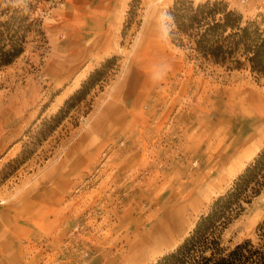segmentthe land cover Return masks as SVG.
Here are the masks:
<instances>
[{
    "label": "rangeland",
    "instance_id": "rangeland-1",
    "mask_svg": "<svg viewBox=\"0 0 264 264\" xmlns=\"http://www.w3.org/2000/svg\"><path fill=\"white\" fill-rule=\"evenodd\" d=\"M222 1L264 28V0ZM173 2L26 6L39 25L0 67V264H102L171 214L153 264L264 148V75L173 41ZM263 221L264 188L220 246L256 245Z\"/></svg>",
    "mask_w": 264,
    "mask_h": 264
},
{
    "label": "trees",
    "instance_id": "trees-1",
    "mask_svg": "<svg viewBox=\"0 0 264 264\" xmlns=\"http://www.w3.org/2000/svg\"><path fill=\"white\" fill-rule=\"evenodd\" d=\"M13 1L0 5V67L24 52L29 33L39 25L26 11L33 0L22 7ZM166 24L171 39L181 46L185 39L196 59L228 68L246 64L251 72L264 75V28L255 20H244L222 0H174ZM98 73H92L83 87H89ZM263 188L264 148L199 217L182 244L153 264H264V221L257 228L256 245L244 241L229 251L220 246L222 231Z\"/></svg>",
    "mask_w": 264,
    "mask_h": 264
},
{
    "label": "bare ground",
    "instance_id": "bare-ground-1",
    "mask_svg": "<svg viewBox=\"0 0 264 264\" xmlns=\"http://www.w3.org/2000/svg\"><path fill=\"white\" fill-rule=\"evenodd\" d=\"M176 222L173 216L169 214L155 227L149 228L145 232L136 233L132 239H128L126 243L127 249H120L117 253H109L107 251L106 255H104L106 259L102 264H145L155 251L161 249L162 242L167 241V238L169 239L172 236V230H175L174 228L177 226Z\"/></svg>",
    "mask_w": 264,
    "mask_h": 264
}]
</instances>
